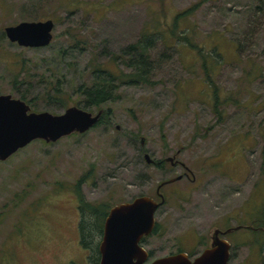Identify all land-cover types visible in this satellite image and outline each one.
<instances>
[{
    "label": "rangeland",
    "instance_id": "374dc122",
    "mask_svg": "<svg viewBox=\"0 0 264 264\" xmlns=\"http://www.w3.org/2000/svg\"><path fill=\"white\" fill-rule=\"evenodd\" d=\"M199 2L179 29L205 63L168 33ZM45 20L54 23L45 48L5 37L7 26ZM143 33L154 39L149 83L122 84L116 100L88 109L110 115L86 133L33 142L0 163V264H94L97 228L76 180L87 174L79 194L104 209L158 201V185L185 173L167 158L191 175L160 190L158 232L144 243L151 260L199 254L216 229L241 226L226 238L228 264H264V233L254 230L264 229V0H0V95L61 114L98 69L102 79L131 73L138 58L126 50Z\"/></svg>",
    "mask_w": 264,
    "mask_h": 264
},
{
    "label": "water",
    "instance_id": "95a60500",
    "mask_svg": "<svg viewBox=\"0 0 264 264\" xmlns=\"http://www.w3.org/2000/svg\"><path fill=\"white\" fill-rule=\"evenodd\" d=\"M53 28L51 20L20 22L5 27L4 34L10 43L19 47L39 49L52 42ZM102 115V110L92 113L77 106L68 107L61 114L34 112L24 101L9 94L0 95V162L7 161L32 142L52 144L72 134H84L98 124ZM140 143L143 146V139ZM144 159L147 164L152 162L147 154H144ZM180 178L170 179L158 186L159 202L140 196L109 209L98 245V264L147 263L148 254L141 247V240L153 231L155 213L164 203L163 196L158 191L163 185ZM236 229L239 227L222 234ZM218 234L219 231L213 233L210 246L192 262L184 253H179L156 259L150 264H228L231 245L220 239Z\"/></svg>",
    "mask_w": 264,
    "mask_h": 264
},
{
    "label": "trees",
    "instance_id": "16d2710c",
    "mask_svg": "<svg viewBox=\"0 0 264 264\" xmlns=\"http://www.w3.org/2000/svg\"><path fill=\"white\" fill-rule=\"evenodd\" d=\"M199 6H200V2L178 13L174 17L172 24L168 26V33L172 37H175L177 38V40H180L184 44L188 45L190 49L196 50L198 54L202 57L203 62L205 63L206 57L202 54L201 48L194 45L192 42H190L187 34H181V29H179V20L184 21L187 18L191 17L192 14L195 12V10ZM153 41L154 39L150 38L149 35H146L145 33H143L135 44L127 48L126 52L128 53V55L131 56L132 54H135V56L138 58L137 60L130 59L131 62L126 65L127 67L133 70L131 73H124V72L110 73L108 75H105L106 78L102 79L101 76L104 74V71L102 69L101 70L98 69L97 71H95L94 72V76H96L95 81L91 85L89 86L79 85L77 87V92L79 96H81V100L76 103L77 106L79 107L81 106L82 109L84 110H88V109L90 110L92 108L97 109L118 98V95H116V92L120 85L149 83L148 77L146 76L147 75L146 66H149L150 64L148 63L147 58H148V54H150L153 48L152 47ZM207 77L208 79H210L208 74H207ZM18 99L24 101L27 105H29L30 108L32 107V103L30 101L29 102L25 101L24 95H21ZM216 100H217V97H216ZM53 103L60 105V107L62 108L66 107V104H64L62 100L59 98L53 99ZM109 115H110L109 109L106 112H103V115L96 126H98L102 122V119L108 120ZM35 142H41L43 144H46L43 141H35ZM0 163H3V162H0ZM161 164L159 165V167H161ZM86 179H87V174L79 177V179L76 180L75 182V189H76L77 196L79 197V200L81 203V210L83 212L88 213L89 214L88 217L90 219L92 218L95 220V226L97 228L96 236L100 240V236L103 230V226H102L103 221L106 215L108 214L109 210L106 208L104 209V207L101 208V206L91 205L89 203H86L81 198V195L79 194V191H80L79 187L81 184H83L86 181ZM262 211L264 215V209ZM260 232L264 233V231H260ZM83 245L84 247L87 246L86 243H83ZM97 245L98 244H96V247L92 248L94 253L96 254V259L94 261V264H98V261H99ZM261 252L264 253V243L261 246Z\"/></svg>",
    "mask_w": 264,
    "mask_h": 264
},
{
    "label": "flooded vegetation",
    "instance_id": "af4514ba",
    "mask_svg": "<svg viewBox=\"0 0 264 264\" xmlns=\"http://www.w3.org/2000/svg\"><path fill=\"white\" fill-rule=\"evenodd\" d=\"M167 159H169V158H167ZM172 159V158H171ZM165 161H167V162H169V164L171 165V166H175V165H178L179 167H181L184 171H185V173H183V174H181V175H179L181 178H180V180H182L183 178H186V179H189V176L191 175V173L189 172V170L182 164V163H180V162H178V161H175V160H166L165 159ZM161 164V161H154V160H152V162L150 163V165H153V166H155V167H159V165ZM179 176H177V177H179ZM176 178V177H175ZM170 180V179H169ZM166 181H168V180H166ZM166 181H164V182H166ZM179 181V180H178ZM176 182V181H175ZM163 183V182H162ZM174 183V182H173ZM161 184V183H160ZM159 184V185H160ZM172 184V183H171ZM158 185V186H159ZM165 185H169V184H165ZM165 185H163L162 187H164ZM161 187V188H162ZM158 188V187H157ZM161 188L159 189V193H160V190H161ZM160 194H162V193H160ZM162 196H163V194H162ZM156 197H157V200L158 201H156V202H159L160 201V198L158 197V194H157V189H156ZM163 200H164V196H163ZM107 216V215H106ZM106 218V217H105ZM105 220V219H104ZM103 223H104V221H103ZM103 226V225H102ZM239 228H241V226H238ZM233 228H227V229H225L224 231H222V230H220V229H216L215 231H219V234H218V237L220 238V239H222V240H225V241H227L226 240V238H227V236L231 233H226V234H222V233H224L225 231H227V230H232ZM255 229H258V230H261V231H264L263 230V228H261V227H258V228H255L254 227V230ZM214 231V232H215ZM158 232V225H157V223H156V221H155V227H154V229H153V231L151 232V234L149 235V236H147V237H145V238H143L142 240H141V247H143L144 248V250L147 252V254H148V260H147V262L148 261H150L151 260V258H152V254H151V251H149V250H147L146 248H145V246L144 245H146V244H144L145 243V241H146V239H148L150 236H153V235H155L156 233ZM212 236H213V234H212ZM212 236H211V238H210V244H211V241H212ZM101 237H102V234H101V236H100V240H99V243H100V241H101ZM196 241H197V239H196ZM198 242H200V240L198 241ZM228 242V241H227ZM210 244H209V246H210ZM99 245V244H98ZM208 246V247H209ZM207 247V248H208ZM97 250H98V248H97ZM179 253H184L186 256H187V258H188V260L189 261H193L196 257H198L201 253H199V254H191V253H188V252H185V251H183V250H178L176 253H171V254H169V255H167V256H170V255H176V254H179ZM98 255H99V253H98ZM164 257H166V256H164ZM160 258H162V257H160ZM156 259H159V258H156ZM156 259H153V260H151L148 264H150L152 261H154V260H156ZM99 260V259H98ZM147 264V263H146Z\"/></svg>",
    "mask_w": 264,
    "mask_h": 264
}]
</instances>
